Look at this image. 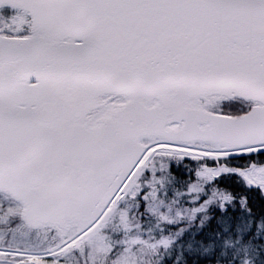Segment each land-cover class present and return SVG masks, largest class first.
Returning <instances> with one entry per match:
<instances>
[{
  "label": "snow or ice",
  "instance_id": "1",
  "mask_svg": "<svg viewBox=\"0 0 264 264\" xmlns=\"http://www.w3.org/2000/svg\"><path fill=\"white\" fill-rule=\"evenodd\" d=\"M0 264H264V0H0Z\"/></svg>",
  "mask_w": 264,
  "mask_h": 264
},
{
  "label": "rangeland",
  "instance_id": "2",
  "mask_svg": "<svg viewBox=\"0 0 264 264\" xmlns=\"http://www.w3.org/2000/svg\"><path fill=\"white\" fill-rule=\"evenodd\" d=\"M5 11H7V10H5Z\"/></svg>",
  "mask_w": 264,
  "mask_h": 264
}]
</instances>
